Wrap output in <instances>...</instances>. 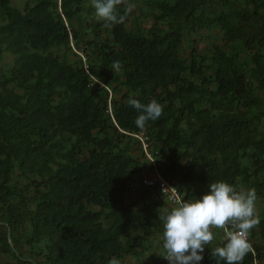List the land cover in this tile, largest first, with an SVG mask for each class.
<instances>
[{
  "label": "trees",
  "instance_id": "trees-1",
  "mask_svg": "<svg viewBox=\"0 0 264 264\" xmlns=\"http://www.w3.org/2000/svg\"><path fill=\"white\" fill-rule=\"evenodd\" d=\"M127 8L107 27L91 0H0V255L16 264H168L166 251L143 260L176 204L158 183L130 189L152 166L140 135L185 202L218 181L264 202V0ZM74 19L92 37L72 32ZM190 34L213 41L203 53L189 40L186 55ZM130 99H155L162 117L139 129ZM257 217L242 264H264ZM211 231L200 264H226L212 255L222 229Z\"/></svg>",
  "mask_w": 264,
  "mask_h": 264
},
{
  "label": "clouds",
  "instance_id": "clouds-1",
  "mask_svg": "<svg viewBox=\"0 0 264 264\" xmlns=\"http://www.w3.org/2000/svg\"><path fill=\"white\" fill-rule=\"evenodd\" d=\"M96 17L112 27L121 24L125 16L118 15L117 6L127 0H91ZM128 5L127 11H131ZM119 61L113 63V69H120ZM99 83V82H98ZM129 105L140 114L135 120L136 126L143 130L149 121H156L163 115V105L155 99L143 104L130 99ZM209 191L192 202L176 200V206L167 214H161L163 222V247L168 264H200L205 246L214 240L212 228L222 229L226 233V243L212 249V255L226 264H242L244 258L254 249L248 237L251 230L260 223L256 216L257 194L254 189L237 191L232 185L218 181L211 183ZM236 229L235 231L229 228ZM108 264H120L113 257Z\"/></svg>",
  "mask_w": 264,
  "mask_h": 264
},
{
  "label": "rangeland",
  "instance_id": "rangeland-1",
  "mask_svg": "<svg viewBox=\"0 0 264 264\" xmlns=\"http://www.w3.org/2000/svg\"><path fill=\"white\" fill-rule=\"evenodd\" d=\"M13 3L15 5H17L19 8H22L24 2L26 0H12ZM128 5H132L133 7L131 8V10H135L137 7H139L142 4V0H127ZM95 13V11H94ZM133 13V11H132ZM91 16H88L87 14L85 15V21H89ZM70 27H71V31L72 32H77L78 33V37H84L85 33H86V29H84V27H86L85 23H84V27L82 29L79 28V25L76 21V19L72 20L70 23ZM90 36L84 37V39L92 37L91 34H88ZM192 39V44L193 46H196L198 48V51H202L203 53L205 52V49L211 44V42L213 41V37L210 38V36L208 34H204V35H200V34H190L189 36H187V38L184 40L183 44H182V49L183 52L187 55L189 54L192 50L190 48L189 40ZM10 64V57L9 56H5L3 57V59H0V66L2 68H5V66L7 64ZM151 168V167H150ZM149 168V169H150ZM238 192L239 191H247L246 188L238 185L236 187H234ZM137 194H127L125 193L124 197L125 200L127 202H130L132 200H134L136 198ZM170 203V202H169ZM264 213V202L257 196V200H256V216H260ZM163 243H164V239H162V237L160 235L156 236V237H151V246L148 247L146 245V243L144 244L146 246V251L144 254V261L148 263L149 260L155 261V258L158 254H161L165 252V249L163 247ZM259 243L262 245V248L260 250V258L264 261V241L263 240H259ZM155 257V258H154ZM168 263V261H166ZM134 264V262L131 261H126L125 264ZM0 264H16V259L14 258H6L5 256L0 255Z\"/></svg>",
  "mask_w": 264,
  "mask_h": 264
},
{
  "label": "built area",
  "instance_id": "built-area-1",
  "mask_svg": "<svg viewBox=\"0 0 264 264\" xmlns=\"http://www.w3.org/2000/svg\"><path fill=\"white\" fill-rule=\"evenodd\" d=\"M142 140V147L144 151L145 158L152 164L151 168L149 170H152V175H148V171L141 172L139 175L134 176V178L130 181V189L134 190L137 186L141 185H153L158 183L159 192L161 195H163L166 200L172 204H176L177 199H181V196L177 190V188L174 186L173 183L169 182L167 179L164 178L162 175L160 169H161V162L156 159V157L152 154L151 150L152 148L149 147L147 144L145 137L142 138L141 135L139 136ZM160 168V169H159ZM229 230L235 231L234 228H229ZM223 236L226 238V233L224 230H222ZM255 254V252H253ZM166 255V253H165ZM163 256V260L166 259ZM166 264V263H165ZM252 264H260V262L257 259H253Z\"/></svg>",
  "mask_w": 264,
  "mask_h": 264
},
{
  "label": "crops",
  "instance_id": "crops-1",
  "mask_svg": "<svg viewBox=\"0 0 264 264\" xmlns=\"http://www.w3.org/2000/svg\"><path fill=\"white\" fill-rule=\"evenodd\" d=\"M147 173H148V175H152L153 172H152V170H148ZM128 194H130V193H128Z\"/></svg>",
  "mask_w": 264,
  "mask_h": 264
},
{
  "label": "bare ground",
  "instance_id": "bare-ground-1",
  "mask_svg": "<svg viewBox=\"0 0 264 264\" xmlns=\"http://www.w3.org/2000/svg\"><path fill=\"white\" fill-rule=\"evenodd\" d=\"M160 161V160H159ZM161 162V161H160ZM161 164H162V162H161Z\"/></svg>",
  "mask_w": 264,
  "mask_h": 264
}]
</instances>
